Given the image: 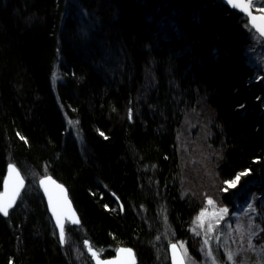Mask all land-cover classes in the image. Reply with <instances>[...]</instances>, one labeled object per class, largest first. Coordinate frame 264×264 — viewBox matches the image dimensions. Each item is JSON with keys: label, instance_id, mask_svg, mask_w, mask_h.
I'll list each match as a JSON object with an SVG mask.
<instances>
[{"label": "trees", "instance_id": "trees-1", "mask_svg": "<svg viewBox=\"0 0 264 264\" xmlns=\"http://www.w3.org/2000/svg\"><path fill=\"white\" fill-rule=\"evenodd\" d=\"M254 31L222 0H0V191L10 163L27 181L0 213V264H94L86 241L103 257L130 246L136 264H170L171 242L188 240L202 207L180 136L202 104L207 169L215 185L247 172L223 198L255 194L264 236V79L246 55ZM46 175L79 215L63 241Z\"/></svg>", "mask_w": 264, "mask_h": 264}, {"label": "rangeland", "instance_id": "rangeland-1", "mask_svg": "<svg viewBox=\"0 0 264 264\" xmlns=\"http://www.w3.org/2000/svg\"><path fill=\"white\" fill-rule=\"evenodd\" d=\"M252 8L261 12L264 0H253ZM175 25L181 30L179 23ZM246 55L257 68L258 77L264 79V38L256 31ZM211 118L206 104L184 118L185 127L180 135L184 178L188 190L201 198L202 207L193 217L188 240L177 242L188 264H264L263 228L255 220L256 195L234 205L228 203L223 194L231 187L227 183L215 185L216 178L211 168L207 169L211 167L207 155ZM225 208L227 212L221 211ZM229 252L234 254L232 260L228 259Z\"/></svg>", "mask_w": 264, "mask_h": 264}, {"label": "water", "instance_id": "water-1", "mask_svg": "<svg viewBox=\"0 0 264 264\" xmlns=\"http://www.w3.org/2000/svg\"><path fill=\"white\" fill-rule=\"evenodd\" d=\"M222 1L230 8L236 9L239 12L245 14L248 17L250 26L264 38V33H262L260 31V28L258 27V25L264 26V21H257V24L254 25L251 21V16L249 15V12L251 13V15H257V16L264 15L263 12L255 11L252 8L253 0H237V3L249 5L248 12H245L242 8H237L234 5L229 4L227 0H222ZM9 165L14 166L15 172L9 169ZM9 165L7 168L6 176L3 181L2 190L0 191V205H7L11 203V207L8 208V213L17 204L27 183L26 178L23 176L20 169L14 163H10ZM20 181L23 182L22 186L20 184ZM39 183L43 193L45 194L49 211L57 225L60 237L63 228V240H64L66 222L77 224L80 221L78 212L70 197L68 188L65 186V184H63L62 182H60L59 180H57L56 178L50 175L43 176L39 180ZM17 190H18V194H17ZM1 214L4 215L3 213ZM86 242L87 243L85 244L87 251L90 254L94 264H136L137 263L136 251L134 248L130 246H119L116 249L113 256L103 257L94 247L90 246V243L88 241ZM173 244L176 245L175 249L172 248ZM122 249L124 250L131 249L132 250L131 254H129L127 251H121ZM93 252L97 253V255H93ZM169 252H170V264H179L180 261H182L183 264H188L184 252L177 241L171 242L169 246Z\"/></svg>", "mask_w": 264, "mask_h": 264}, {"label": "snow or ice", "instance_id": "snow-or-ice-1", "mask_svg": "<svg viewBox=\"0 0 264 264\" xmlns=\"http://www.w3.org/2000/svg\"><path fill=\"white\" fill-rule=\"evenodd\" d=\"M227 2L231 5H234L235 7L237 8H242L245 12H248V9H249V5L248 4H240V3H237V0H227ZM261 12H264V8L260 9ZM249 15L251 16V21L252 23L255 25L257 24V21H264V15H261V16H257V15H251V13L249 12ZM258 27L260 28V31L262 33H264V26H259ZM9 169L13 172H15V168L13 165H9ZM247 172L245 173H240V174H237L235 176V179L234 180H231V181H227L226 183L228 184L229 187H235L237 182L240 181L241 179V176L242 175H246ZM18 175V174H17ZM22 181H20V184L22 186ZM225 191H227V189H225ZM17 194H18V190H17ZM209 203L211 204L212 201L209 200ZM11 207V203L7 204V205H0V213H3L4 215H8V208ZM251 207V206H250ZM221 211L223 212H227L228 210L225 208V209H222ZM203 215V213L201 214ZM61 239L63 240V228H62V232H61ZM87 243V242H86ZM205 243H207V241H205ZM172 248L175 249L176 248V245L173 244L172 245ZM91 250V249H90ZM103 251V250H101ZM121 251H127L129 254H131V249H127V250H124L122 249ZM93 255H97V253L93 252ZM233 253L229 252L228 253V259L229 260H232L233 259ZM179 264H183L182 261L179 262Z\"/></svg>", "mask_w": 264, "mask_h": 264}]
</instances>
